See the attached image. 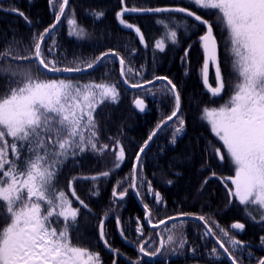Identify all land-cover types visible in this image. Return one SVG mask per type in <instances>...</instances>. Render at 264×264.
I'll use <instances>...</instances> for the list:
<instances>
[{
    "label": "snow or ice",
    "instance_id": "6c2138e0",
    "mask_svg": "<svg viewBox=\"0 0 264 264\" xmlns=\"http://www.w3.org/2000/svg\"><path fill=\"white\" fill-rule=\"evenodd\" d=\"M69 2L49 0L55 22L42 32L34 33L30 45H24L23 41H17L13 36L5 49L0 51V78L7 82V88L0 93V264H103L100 253L93 251L91 245L85 246L79 237L73 240L72 234L78 231L81 208L87 209L89 213L92 211L77 195L74 185L80 179L91 181V194L97 196V185L101 179L109 178L125 160V149L119 139L111 146L100 142L95 118L97 110L106 102H118L119 91L116 84L109 83L106 78L101 82L81 83L71 78H48V74L85 72L102 65L106 67L116 60L119 61L120 76L125 84H129V74L141 76L143 73L129 63L136 49H129L127 45L125 50L130 52L128 57L108 49L90 62L77 57L67 65L58 56L55 39L45 49L46 42L52 38L62 18L67 19L69 36L77 39L87 37L86 29L78 24L74 12L68 16ZM120 3L123 5L125 0H120ZM189 3L214 14L217 24L227 33L226 47L235 77L232 95L219 108L205 107L201 118L207 120L212 133L222 142L227 160L235 171V175L228 178L232 184L228 192L229 204L238 202L243 206L246 216L255 221L258 214L259 221L264 222V0H189ZM0 10L13 12L31 23L14 6ZM128 13L183 14L179 19L172 15L157 19L156 22L165 29V37L154 44V49L160 52L166 50L169 41L174 45L178 43L177 28L184 26L187 30L188 27L196 28L197 24L203 25L206 31L199 36L204 53L202 82L212 97L220 96L228 88L218 58V40L212 22L183 6L122 7L116 13V19L124 28L133 30L145 47L147 44L141 29L124 19ZM91 14L97 20L104 16L103 11ZM188 18H193L196 23L189 25ZM190 48L191 45L184 50L182 62L188 59ZM210 68L215 71L214 87L209 82ZM155 81H166L160 92L174 97V108L171 115L158 123L144 141L136 153L131 177H125V180L130 179L129 188L141 198L142 203L144 195L154 197L155 211L149 204L143 203L144 220L153 229L163 225L164 230L145 237L143 224L137 218L135 232L138 255L135 259L129 258V264H142L145 257L149 261L157 257L166 261L168 255L178 254L185 249L189 245L183 231L186 217L202 223L204 231L200 238L213 237L223 250V258L230 264H243L241 257L246 246L211 218L179 212L153 222L159 206L166 207V203L161 193L153 188L152 182L142 175V154L158 132L168 127L169 122H172V143L185 128V119L181 114V92L171 79L156 76L153 80L130 86L144 88ZM134 105L139 111H145L144 99L136 98ZM209 147L212 149L211 154L221 161L225 160V154L219 147ZM86 152L101 158L111 153L115 156V162L111 169L91 176H74L67 182V190L80 205L74 207L73 199L64 188L58 186V176L70 158L75 159ZM215 175L212 172L204 184ZM122 184L123 181H117L113 186V203L124 200L128 194L129 188L118 191ZM145 184L146 193L143 191ZM109 218V212L99 218V240L112 254V264H118L122 253L111 246L105 231ZM169 221L173 223L169 225ZM116 225L121 237L128 242L119 216L116 217ZM213 226L224 240L216 236ZM231 229L243 231L245 224L234 222ZM260 242L264 245V236L260 237ZM187 251L195 255L197 248L192 246ZM209 254L216 260L222 258L215 247ZM247 254L252 256L250 251ZM257 264H264V258H260Z\"/></svg>",
    "mask_w": 264,
    "mask_h": 264
},
{
    "label": "trees",
    "instance_id": "16d2710c",
    "mask_svg": "<svg viewBox=\"0 0 264 264\" xmlns=\"http://www.w3.org/2000/svg\"><path fill=\"white\" fill-rule=\"evenodd\" d=\"M10 6L22 11L31 23L29 24L24 17L13 12L0 10V51L5 49L13 36L17 41H23L24 45H30L34 33L42 32L44 28L55 22V15L49 0H0V8ZM164 6L188 7L190 11L196 12L213 23L214 34L218 40L219 61L223 75L228 81V88L220 96L212 97L205 90L201 80L203 57L199 36L204 33V28L201 25L197 24L196 28L188 27L187 30L184 26L177 28L178 43L174 45L169 41L166 44V50L160 52L154 49V44L156 40L165 37V29L156 22L157 19H163L169 15L179 19L183 14H125L124 19L128 23H132L141 29L147 47L140 43L133 30L124 28L116 19V13L122 7L155 8ZM58 8L59 5L57 4V11ZM94 11H103L104 16L97 20L91 14ZM73 12L78 24L86 29L87 37L77 39L74 36H69L67 19L62 18L52 38L45 45V49H47V45L52 43V39L57 41L58 56L64 65L69 64L77 57L83 58L85 62H90L108 49H114L121 56L128 57L130 52L125 50L127 45L129 49H136L129 63L143 73L141 76L129 74L127 78L130 85L153 80L156 76H167L178 86L181 92V114L185 119L184 131L176 138L175 143H172L171 122L168 127L159 132L146 152L142 154V175L146 180L152 182L153 188L161 193L166 203V207L165 205L159 206V212L153 222L155 223L166 216H174L179 212L211 218L221 227L228 229L230 235L235 236L246 246L241 257L243 264H257V261L264 257V245L260 242V237L264 236V222H260L259 218L254 221L246 216L243 206H240L236 201L229 207V197L225 188L213 176L208 179L206 185L204 184L212 172L220 177L233 176L235 173L233 166L227 160L222 143L211 133L208 125L201 118L203 108H219L228 101L232 95L231 87L235 83L231 60L226 47L227 33L217 24L216 16L199 9L194 4H190L189 0H125L123 5L120 0H70L67 9L68 16H71ZM192 23L196 22L192 18H188V24L191 25ZM189 45L191 48L188 59L182 62L181 57L184 56V50ZM65 57L66 59H64ZM209 77L211 86H215L213 71H210ZM48 78H71L81 83L101 82L103 78H106L109 83L116 84L118 88V102H106L97 110L95 118L98 122L100 142L111 146L116 139H119L125 149V160L109 178L101 179L97 185L99 188V195L97 196L91 194L93 190L91 181L80 179L75 182L74 187L77 195L89 205L92 211L89 213L87 209L81 208L78 217V231L72 235L74 241L79 237L85 246L91 245L93 250L96 249V246L100 245L99 218L103 217L105 212H109L110 218L105 225L108 239L111 246L119 249L122 253L118 258V264H129V258H136L133 240L130 237L127 238L128 242H124L119 237L116 217L121 218L126 230L133 226L131 221L136 217V214L139 219H144V208L139 205L131 192V188H129L130 179L125 180V177H131L136 153L149 134L158 123L171 115L174 108V97L161 94L160 89L166 84L162 82L142 90L127 88L121 82L117 60L108 63L106 67L102 65L84 73H49ZM6 88V80L0 78V93H3ZM149 89L151 91H148ZM136 98L145 101L147 109L144 115H138L133 110L132 104ZM209 145L219 147L225 154V160L221 161L211 154L212 149ZM114 162L115 156L111 153L101 158L92 152H86L75 159L70 158L58 176V186L64 188L68 196L73 199L74 207H80L79 202L71 197V192L67 190V182L74 176H91L111 169ZM169 180L172 181L171 184L168 183ZM117 181H123L118 191L129 188L127 198L123 203H113L112 189ZM143 191L147 192L146 184ZM143 203L149 204L155 211L154 197L150 198L144 195ZM234 222L244 223L245 229L232 232L230 227ZM185 223L183 231L189 240V245H186L185 251L189 247L195 246L197 252L203 253L200 257H188V262L201 260L207 262L205 264H214L211 262L213 260L204 254L209 253L213 247L220 251L215 246L214 240L210 237L200 238L204 231L202 224L192 220ZM128 224L130 225L128 226ZM163 230L164 227L159 231L162 232ZM214 232L222 240L225 239L215 227ZM225 243L227 246L226 240ZM249 251L252 253L251 257L247 254ZM104 255L106 264H112V254L104 252ZM178 263L172 261L169 264ZM220 264L228 263L221 261Z\"/></svg>",
    "mask_w": 264,
    "mask_h": 264
},
{
    "label": "flooded vegetation",
    "instance_id": "af4514ba",
    "mask_svg": "<svg viewBox=\"0 0 264 264\" xmlns=\"http://www.w3.org/2000/svg\"><path fill=\"white\" fill-rule=\"evenodd\" d=\"M137 218H138V215L136 214V217L131 221V223L133 224V226L131 228L129 227L128 229H126V237L127 238L132 237V240H133L132 243L134 245V248H136V242H137V234L135 232V229L137 227V224H136ZM140 221L143 224V221L141 219H140ZM129 225L130 224H128V226ZM143 227H144V225H143ZM182 253L183 252H180L178 254L172 255L173 256V259L174 258H178V257H182V259H185L186 260V256L188 255V253H183V254ZM135 254H136V257H137L138 253H137L136 249H135ZM200 254H203V253H200ZM204 254H206V253H204ZM100 255L102 257L103 264H106V262H105V255L103 253L100 254ZM171 261L172 260H170V259H166V261H165L164 258H162V257H158L157 259L155 258V259L149 261L148 258L145 257V258H143V261L142 262L143 263H146L147 262V264H157V263H159V264H169Z\"/></svg>",
    "mask_w": 264,
    "mask_h": 264
},
{
    "label": "rangeland",
    "instance_id": "374dc122",
    "mask_svg": "<svg viewBox=\"0 0 264 264\" xmlns=\"http://www.w3.org/2000/svg\"><path fill=\"white\" fill-rule=\"evenodd\" d=\"M207 108H214V107H207ZM204 109V108H203ZM202 113H203V110H202ZM202 113H201V116H202ZM204 120V119H203ZM205 122H206V124L208 125V127H209V129H210V131H211V126H210V124L207 122V120H204ZM212 133V132H211ZM213 134V133H212ZM214 135V134H213ZM215 136V135H214ZM216 137V136H215ZM222 143V142H221ZM234 175H235V173H234ZM233 175V176H234ZM229 178V177H228ZM230 183H231V180L230 179H227ZM232 185V184H231ZM132 190V189H131ZM132 192V194L135 196V192H133V191H131ZM126 198H127V195H126V197L124 198V200H122V201H119V202H124L125 200H126ZM238 203V202H237ZM257 218H259V215L257 214ZM184 228V227H183ZM187 247H185V249H186ZM185 249H183V250H180V252H182V251H184L183 253H185L186 251H185ZM179 252V253H180ZM182 253V254H183ZM190 254H192L191 252H189ZM172 259H173V256L172 255H169ZM168 257V256H167Z\"/></svg>",
    "mask_w": 264,
    "mask_h": 264
},
{
    "label": "water",
    "instance_id": "95a60500",
    "mask_svg": "<svg viewBox=\"0 0 264 264\" xmlns=\"http://www.w3.org/2000/svg\"><path fill=\"white\" fill-rule=\"evenodd\" d=\"M120 65V64H119ZM121 77V76H120ZM121 81H122V83H124L123 82V78H121ZM155 83V82H154ZM153 83V84H154ZM124 85H126L127 86V84H125L124 83ZM149 85H152V84H149ZM148 85H145V87H147ZM129 87V86H128ZM144 87V88H145ZM129 88H131V89H133V90H140V89H143V88H133V87H129ZM133 107H134V110L138 113V114H143L145 111H143V112H141V111H139L136 107H135V105L133 104ZM169 123H171V122H169ZM159 133V132H158ZM191 219H194V218H191ZM171 221H169V223H170ZM146 224H147V226H148V228H150V229H152V230H155V229H153L149 224H148V222L146 221ZM163 225H161L159 228H161ZM159 228H157V229H159Z\"/></svg>",
    "mask_w": 264,
    "mask_h": 264
},
{
    "label": "bare ground",
    "instance_id": "6f19581e",
    "mask_svg": "<svg viewBox=\"0 0 264 264\" xmlns=\"http://www.w3.org/2000/svg\"><path fill=\"white\" fill-rule=\"evenodd\" d=\"M108 221V220H107Z\"/></svg>",
    "mask_w": 264,
    "mask_h": 264
}]
</instances>
